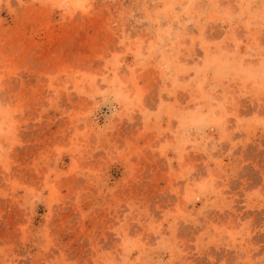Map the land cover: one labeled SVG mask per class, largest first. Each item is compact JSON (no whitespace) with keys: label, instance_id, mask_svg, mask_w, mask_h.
<instances>
[{"label":"rangeland","instance_id":"374dc122","mask_svg":"<svg viewBox=\"0 0 264 264\" xmlns=\"http://www.w3.org/2000/svg\"><path fill=\"white\" fill-rule=\"evenodd\" d=\"M0 264H264V0H0Z\"/></svg>","mask_w":264,"mask_h":264}]
</instances>
